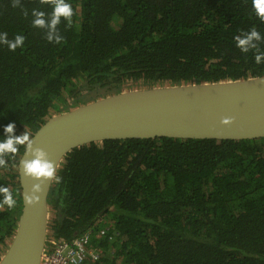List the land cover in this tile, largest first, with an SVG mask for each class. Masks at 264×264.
Masks as SVG:
<instances>
[{
	"label": "trees",
	"instance_id": "obj_1",
	"mask_svg": "<svg viewBox=\"0 0 264 264\" xmlns=\"http://www.w3.org/2000/svg\"><path fill=\"white\" fill-rule=\"evenodd\" d=\"M21 2L28 16L0 0V32L24 37L15 51L0 45V137L9 123L33 137L51 117L125 91L264 76L234 41L253 27L264 36L251 0H67L59 44L31 23L52 0ZM23 154L0 168L17 201L0 209V260L22 212ZM48 203L49 239L91 233L101 255L86 264H264V138L92 143L66 156Z\"/></svg>",
	"mask_w": 264,
	"mask_h": 264
},
{
	"label": "water",
	"instance_id": "obj_2",
	"mask_svg": "<svg viewBox=\"0 0 264 264\" xmlns=\"http://www.w3.org/2000/svg\"><path fill=\"white\" fill-rule=\"evenodd\" d=\"M31 138L56 172L53 178L36 180L19 163L23 207L0 264H42L48 250V198L58 170L74 149L112 140L263 139L264 76L125 91L53 116ZM31 158L24 152L20 161ZM34 184L41 185L42 193L31 201Z\"/></svg>",
	"mask_w": 264,
	"mask_h": 264
},
{
	"label": "clouds",
	"instance_id": "obj_3",
	"mask_svg": "<svg viewBox=\"0 0 264 264\" xmlns=\"http://www.w3.org/2000/svg\"><path fill=\"white\" fill-rule=\"evenodd\" d=\"M44 3V0H40ZM52 9L50 14L33 8L31 10L32 26L40 28L45 31V39L49 43L59 44L63 37L59 32L58 26L62 23L71 26L72 17L74 15L72 5L67 0H52L49 5ZM251 6L261 22H264V0H251ZM12 7H19L24 16H28V11L23 7L21 0H12ZM235 46L240 49L242 53H248L254 50V60L256 64L264 63V51H261L259 44L264 41V36L253 27L247 32H241L234 37ZM24 37L16 35L13 39L8 38L6 32H0V45H6L10 51H15L17 48L23 46ZM15 123H9L3 127V136L0 137V168L7 170L9 161L18 152L20 146H24L25 154L30 153L32 158L30 160L20 161L24 173L36 180H48L55 176L56 165L50 161L48 155L42 149H34L33 140L26 130L21 135L15 133ZM42 193L40 184H34L31 191V201L39 199ZM17 201L14 198L13 192L9 187L0 185V209H13Z\"/></svg>",
	"mask_w": 264,
	"mask_h": 264
},
{
	"label": "built area",
	"instance_id": "obj_4",
	"mask_svg": "<svg viewBox=\"0 0 264 264\" xmlns=\"http://www.w3.org/2000/svg\"><path fill=\"white\" fill-rule=\"evenodd\" d=\"M101 234L104 232L102 231ZM90 240V232L72 241L48 238V250L43 257L42 264H86L88 259L96 261L101 252L88 248Z\"/></svg>",
	"mask_w": 264,
	"mask_h": 264
}]
</instances>
